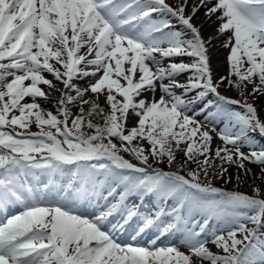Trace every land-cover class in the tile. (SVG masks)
Here are the masks:
<instances>
[{"label":"snow or ice","instance_id":"obj_1","mask_svg":"<svg viewBox=\"0 0 264 264\" xmlns=\"http://www.w3.org/2000/svg\"><path fill=\"white\" fill-rule=\"evenodd\" d=\"M248 96H264V0H0V212L18 209L0 264H264V193L211 183L226 165L264 174V108Z\"/></svg>","mask_w":264,"mask_h":264},{"label":"rangeland","instance_id":"obj_2","mask_svg":"<svg viewBox=\"0 0 264 264\" xmlns=\"http://www.w3.org/2000/svg\"><path fill=\"white\" fill-rule=\"evenodd\" d=\"M228 55V49L224 52V54L222 55V63L225 65V70H226V75L228 73V64L226 61V57ZM212 69L214 70L215 65L211 64ZM237 78L235 76L232 77V80L235 81ZM251 85L248 86V91H251ZM224 91L226 92V95L232 98H237V99H241L243 100L244 97H242L239 94V90L235 89L234 87H227V88H223ZM91 95V94H89ZM86 99L88 98L87 96L85 97ZM249 102H254L255 105L258 108H264V96H259V97H253V96H248L247 97ZM101 101L103 103V97H101ZM25 102H28V98H26ZM189 115H192V112L188 113ZM262 116H264V113H262ZM98 119V118H97ZM196 120L203 122L204 121V116L203 115H197L195 117ZM30 131L32 132H36L39 131V129L37 128V126L35 124H32L30 129ZM142 144L145 148H148V142L147 141H142ZM222 146V142L220 141V139L218 138H214L213 143H212V149H213V155H214V151L216 146ZM186 144L182 143L181 144V148H185ZM243 151L247 152L248 148H244L242 149ZM123 155H125V158H129V154L127 153H123ZM184 157V153L181 152H177V163L174 164L172 167L178 168L177 166H179L180 161L183 159ZM200 159H203V157H200ZM134 163H136L135 160H133ZM217 164H219V160L216 161ZM164 166H168L167 163H163ZM246 166L248 169H250V173L245 175L243 170L238 169L235 166H227L228 167V172L225 174V176L221 179L219 177H216L214 179H216L219 183H221V185H224V187L227 188V190H237L240 191L242 193H247L249 195L253 194V188L254 187H259L262 191V193H264V174L261 173V166H257L256 164H252V163H247L246 162ZM196 165L195 164H189L188 168H186V172L188 171L189 168H195ZM166 170V169H164ZM167 171V170H166ZM184 173V172H183ZM237 174H239L240 179L237 180ZM229 177L231 178L229 181ZM201 179L203 180V177H201ZM206 182V181H205ZM249 227H252V225H249ZM261 231H264V229H262ZM168 241V238L163 240V242ZM172 244H174L175 242H171ZM166 244V243H164ZM164 244H161V246H163ZM177 247L180 248L181 251H185L187 252L188 249L186 247H184L181 244H175ZM209 247L212 251H217V249L209 244ZM194 261H196V264H198V260L196 258H194Z\"/></svg>","mask_w":264,"mask_h":264},{"label":"bare ground","instance_id":"obj_3","mask_svg":"<svg viewBox=\"0 0 264 264\" xmlns=\"http://www.w3.org/2000/svg\"><path fill=\"white\" fill-rule=\"evenodd\" d=\"M213 20H215V17H213ZM197 23H203V34L205 35V37H207L208 35H214V25L210 22H205L204 21V16H203V10H201V13L199 14V18L197 20ZM222 40V38H221ZM221 40H215L213 41V45L209 50V55L211 57V63H213V65H215L214 68V74L216 76H221V75H225V68L224 65L222 63V54L225 48L221 47ZM221 91H223V87L221 88ZM58 95V93H55L54 95ZM148 95V94H146ZM160 95V92L157 91L156 93V98L158 99ZM50 105H53V102H50ZM166 171V170H165Z\"/></svg>","mask_w":264,"mask_h":264},{"label":"trees","instance_id":"obj_4","mask_svg":"<svg viewBox=\"0 0 264 264\" xmlns=\"http://www.w3.org/2000/svg\"><path fill=\"white\" fill-rule=\"evenodd\" d=\"M211 180L213 181V178H211Z\"/></svg>","mask_w":264,"mask_h":264}]
</instances>
